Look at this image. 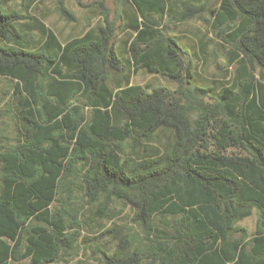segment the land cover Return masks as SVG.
I'll list each match as a JSON object with an SVG mask.
<instances>
[{
    "label": "trees",
    "instance_id": "trees-1",
    "mask_svg": "<svg viewBox=\"0 0 264 264\" xmlns=\"http://www.w3.org/2000/svg\"><path fill=\"white\" fill-rule=\"evenodd\" d=\"M131 1L143 21L121 53L113 21L62 44L43 24L33 37L0 0L18 131L0 150V264H53L94 222L114 242L109 264H264V0H187L175 16L208 8L233 48L237 74L218 86L196 82L163 31L167 0ZM139 68L177 85L130 83ZM114 199L134 224L115 220ZM254 212L250 231L240 222Z\"/></svg>",
    "mask_w": 264,
    "mask_h": 264
},
{
    "label": "rangeland",
    "instance_id": "rangeland-1",
    "mask_svg": "<svg viewBox=\"0 0 264 264\" xmlns=\"http://www.w3.org/2000/svg\"><path fill=\"white\" fill-rule=\"evenodd\" d=\"M35 0L31 7L26 10L25 4L28 0H4L3 6L8 10L17 11L20 17L16 20L18 26L22 27L27 25L29 30L34 37L38 34V29L34 28L37 24V18L43 19L44 23L50 28L55 30L61 37L67 33L76 34L78 28H72V23L67 22L65 18L60 15V6L67 5L77 7L76 1L78 0ZM83 4H86L89 0H80ZM206 0H199L198 4L205 2ZM178 2V1H177ZM220 0H207L206 6L208 8H217ZM179 3V2H178ZM105 5L109 9V16L113 18V2L112 0H105ZM207 8V9H208ZM204 16H209L203 11ZM25 16V17H21ZM31 16V17H28ZM212 18V16H211ZM210 18V19H211ZM75 25L77 24L74 23ZM31 27V28H30ZM33 27V28H32ZM208 24H205L198 18L194 20L184 21L175 26L174 32L179 30L189 31L190 39H182L185 45L189 46L190 53L193 58V64H196L195 70L193 69L195 76L199 79V83L207 86H218L219 82H209L211 80H231L236 73V64L231 66L227 65L228 50L231 48L227 46L220 36L207 37ZM121 38L118 39V42ZM200 40H203L204 50L203 54L199 50ZM195 53V55H194ZM259 66L255 65V74L259 73ZM197 72V73H195ZM119 79V75L110 73L109 82L113 86ZM131 83L137 84H152L154 86H167L169 88H175L177 83L170 80L162 74H151L143 69L133 72L131 75ZM15 82L13 79L8 77L0 76V150L2 146H8L15 143L17 136V121L16 113L17 108L15 107L17 102L13 99V89ZM204 100H211L208 96L204 97ZM160 141L165 140L163 133H160ZM132 142V141H131ZM130 142V143H131ZM157 143V142H155ZM129 148L126 147V150ZM229 151V150H228ZM111 206L115 209H122L121 213L115 219L119 223L134 224L130 222V216L132 213L131 207L124 205L121 201L114 199ZM258 220L257 212H254L250 217L243 219L240 224L247 227L250 231H253L256 227ZM98 222L92 224V230L88 231L89 238L83 242L82 245L78 246L77 249H67L62 251L53 264H109V261L104 257V252L110 254L114 248V242L110 235L105 234L101 228L97 226ZM106 223V221H105ZM108 223V221H107ZM106 223V224H107ZM87 234V231L83 232L82 235ZM12 264H29V260H21Z\"/></svg>",
    "mask_w": 264,
    "mask_h": 264
},
{
    "label": "crops",
    "instance_id": "crops-1",
    "mask_svg": "<svg viewBox=\"0 0 264 264\" xmlns=\"http://www.w3.org/2000/svg\"><path fill=\"white\" fill-rule=\"evenodd\" d=\"M59 1H60V3L62 2L61 0H59ZM185 1H187V0H167L166 1L168 8H171L172 11L168 16H166L163 19L161 26H162L163 31L166 34L175 38V40L177 41V43H178V45L182 51L181 52L182 61L184 62V64L190 63L192 65V71H193V69L195 70L196 64H193V58H192V55L190 53L189 46L185 45V43L182 40V39H190V37H187V36H189V31L187 32L185 30H179L177 32H174L173 28H175V26L177 24H180L184 21H189V20L191 21V20L198 18L199 20H202L205 24H208L209 28H208V32L206 33V35H207V37H209V39H210V37H213V35L214 36H216V35L211 30L210 22L203 20V18L209 17V16H204L202 14L204 11L205 13H207L209 15V11L207 9L202 10L199 13H195L194 17L192 19H179V18H177L176 20L174 19L175 16L181 15V12L184 10V7H185V5H184ZM112 2H113V15H114L113 18H110V16H109L110 11L105 5V0H89L86 4H83L80 0H78V1H76L77 7L71 6L69 8L67 5L60 6L61 7L60 8L61 11L59 12L60 15L63 18H65L67 22L72 23V28H75V26H76V28H78L76 34L67 33L64 35V37L63 36L61 37L60 35L57 34V32L55 30H53L52 28H50L48 25H46L44 23V21H46V20H44V15H42L43 19L37 18L38 21H37L36 25L43 24L45 29L49 28V29L53 30V32L55 33V35L59 39L60 43L63 44L67 40L82 36L89 29L96 31L97 28L99 26L103 25L107 20L113 21L115 24V28H116L115 47L119 52L121 51V53L126 52L127 46L129 44L128 40H130L136 34V31L133 30L131 28V26L133 24L135 25L137 23H141L143 21V18L131 0H112ZM65 10H67V12H69V13H65ZM154 17H157V16H154ZM212 18H211V20H212ZM76 21H77V24L75 25L74 23H76ZM29 33L31 34L30 31H29ZM39 33L40 32L38 31V34ZM119 38H121V40L118 42ZM204 43L205 42H203V40H200L199 50L202 54H203V50H204ZM227 46H229V45H227ZM232 50H233V48L231 47L227 52V54H228L227 62L230 59V56L232 54ZM194 55H195V53H194ZM233 64H236V67H237L236 62L232 63V65ZM229 66H231V64ZM141 69L147 71L145 68H139V69H137V71H139ZM137 71H135V72H137ZM132 73L130 72V83H131ZM195 73H197V72H195ZM151 74H154V73H151ZM236 74H237V71L234 74L233 78L235 77ZM185 75H186V73L184 74V76ZM194 75H196V74H194ZM170 80L174 81L173 79H170ZM195 81L200 82L196 76H195ZM223 81H225V80H211L209 82H223ZM14 82H15V80H14ZM174 82H176V81H174ZM135 84H137V83H135Z\"/></svg>",
    "mask_w": 264,
    "mask_h": 264
}]
</instances>
